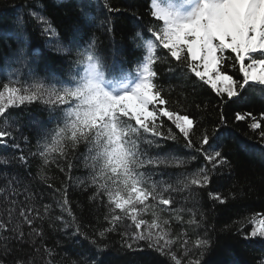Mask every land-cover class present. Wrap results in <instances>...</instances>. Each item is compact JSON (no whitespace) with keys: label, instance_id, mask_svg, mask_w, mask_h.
<instances>
[{"label":"trees","instance_id":"obj_1","mask_svg":"<svg viewBox=\"0 0 264 264\" xmlns=\"http://www.w3.org/2000/svg\"><path fill=\"white\" fill-rule=\"evenodd\" d=\"M149 1L106 0V11L82 3L75 6L70 1L0 0V35L6 34L9 41L19 39L25 45L21 53L9 51L0 56V90L5 83L31 87L43 77L49 79L51 87L55 83L53 75H60L57 67L69 73L68 64L75 65V57L67 51H81L93 38L109 64L129 62L130 57L139 55L141 41L150 37L149 28L160 27L151 15ZM48 25L52 31H45ZM233 54L225 51L221 68L234 80L242 81ZM155 56L153 70L157 75L153 82L161 98L167 101L155 107L188 114L199 125H193V140L207 131L211 147L204 145V148L209 152L220 151L228 161L227 165L213 169L202 153L185 147L186 141L171 121L166 117L157 120L162 125L161 131L167 133L172 129L177 136L176 140L149 136L159 143L145 145L153 158L169 161L150 166V182L156 183L172 200L167 206L151 198L149 201L161 219L168 220L163 226L167 236L159 242L164 254L149 247L148 241H136L132 248L127 246L131 241L126 242L125 234L133 235L137 231L135 225L127 216L115 225L109 223L107 201L92 199L94 190L88 183V169L82 155L73 161L75 166L70 170L59 154H54L57 159L49 164L43 163L40 152L46 138L23 126L27 118L43 120L42 116L47 115L44 122L48 121L49 107L37 101L10 107L0 116V131L10 133L0 140V222L6 225L0 230V261L4 264H92L94 260L98 264H175L173 255L181 264L197 259L201 264H259L264 259V239L244 238L252 231L254 217L257 221L264 219V140L259 130L249 127L251 116L235 120L237 112H250L258 121L261 119L264 87L246 86L247 91L241 97L233 98L235 102L228 101L226 95L218 97L195 77L186 61H176L159 45ZM3 58L6 60L2 61ZM42 69L47 73L45 76ZM221 112L226 114L227 126L213 136ZM20 132L25 135L22 139L18 136ZM11 146L16 149L11 150ZM37 146L39 153L34 158ZM199 146L197 143L196 147ZM13 151L16 154L3 163ZM84 151L83 147L79 149L81 154ZM61 167L65 170L61 171ZM202 171L209 175L208 184L191 185V178ZM16 189L21 195L17 198L13 194L17 193ZM215 195L224 202L212 199ZM10 197L20 207L18 211L10 205ZM21 210L28 212L31 224L20 216ZM57 216L62 219L57 220ZM140 219L145 221L142 231L151 223L153 210L142 213ZM17 224L23 240L16 238ZM77 226L82 234L76 233ZM113 227L104 237L99 235L100 231ZM198 239H207L208 247L198 248ZM92 240L98 243L94 245Z\"/></svg>","mask_w":264,"mask_h":264},{"label":"snow or ice","instance_id":"obj_2","mask_svg":"<svg viewBox=\"0 0 264 264\" xmlns=\"http://www.w3.org/2000/svg\"><path fill=\"white\" fill-rule=\"evenodd\" d=\"M153 7L152 15L162 21L163 26L149 28L150 36L154 39H146L148 55L137 75L107 78L103 58L93 38L86 48L78 50L77 68L67 84L49 87L35 82L31 87H17L5 83L0 90V116L13 106L37 101L48 106L49 111L55 114V127L45 133L46 139L40 152L43 163L49 164L50 160L57 159L54 154H59L70 170L75 166L73 161L79 160L82 155L84 167L88 169V183L94 190L92 199L107 201L111 215L109 223L115 225L123 216H127L135 225L137 231L133 235L125 234L126 242L131 241L127 246L132 248L136 241H148L149 247H155L164 254L159 242L167 236L163 226L168 224V220L161 219L155 205L149 201L151 198V201L167 206L172 200L164 195L156 183L150 182V166L169 161L167 158H153L145 145L159 143L149 136L164 140H176L177 136L172 129L167 133L161 131L162 125L157 120L166 117L171 121L186 141L185 147L202 153L213 169L227 165L228 161L220 151L209 152L204 148L211 139L207 131L198 140H193V125L197 122L190 119L188 114L155 107L167 103L153 82L157 75L153 70L155 51L159 45L168 50L176 61H186L187 68L195 77L208 85L218 97L226 95L228 101L241 97L242 92L253 85L264 87V58L251 56L257 52L264 56V0H162L160 5ZM45 31H52L51 26L48 25ZM225 50L235 54L242 81L234 80L222 70ZM248 116L252 118L249 127L259 130L260 138L264 140V116L258 121L250 112H237L235 120L242 121ZM226 126V114L221 112L213 136ZM7 135L10 133L0 131V137ZM197 143L199 147H196ZM81 147L85 149L82 154L79 152ZM64 170L61 167V171ZM208 182L209 175L203 171L190 180L191 185L201 187ZM212 199L224 202L219 195L212 196ZM12 203L15 204V201ZM67 204L65 199L64 206ZM150 209L153 210V219L141 231L145 221L140 216ZM19 214L25 222L32 223L28 212L21 210ZM68 215L71 216L70 210ZM56 219L61 220L62 217L57 216ZM252 224V231L244 238L264 239V219L257 221L254 217ZM68 226L66 223L65 227ZM5 228V223L0 222V230ZM19 228L17 224L15 231L19 232ZM113 230L114 227L105 229L99 235L104 237L106 232ZM76 233L82 234L79 226ZM16 238L23 240V233L19 232ZM91 243L95 245L98 242L92 240ZM208 245L207 239L196 241L198 248L206 249ZM98 251L103 249L98 248ZM171 259L175 264H181L174 255ZM0 264L4 262L0 261ZM92 264L98 262L94 260ZM188 264L201 262L199 259L190 260ZM259 264H264V259Z\"/></svg>","mask_w":264,"mask_h":264},{"label":"bare ground","instance_id":"obj_3","mask_svg":"<svg viewBox=\"0 0 264 264\" xmlns=\"http://www.w3.org/2000/svg\"><path fill=\"white\" fill-rule=\"evenodd\" d=\"M24 16L23 15H21V18H23ZM0 42H1V47H2V49H1V51H0V56L1 57H4L5 55H4V53H8L9 51H14L15 53H21V52H23V50H24V48H25V45H24V43L21 41V40H19V39H14V40H12V41H9V38L7 37V35L6 34H2V35H0ZM75 50H77V48L75 49ZM14 52H10V53H13L14 54ZM6 60V58H3L2 59V61H5ZM40 61V60H39ZM58 68V70H59V74L60 75H67V73L63 70V69H61L60 67H57ZM41 72H43L42 73V75H44L45 73H46V71H44L43 69L41 70ZM47 74V73H46ZM45 76V75H44ZM46 116L47 115H45V116H42V119L43 120H41L40 118H31V119H29V118H27L24 122H23V126L25 127V128H27L28 130L27 131H29V128L30 127H32L34 124H40V123H42V122H44V120L46 119ZM48 120H50V119H48ZM18 136L19 137H21V139H22V136L23 137H25V135L23 134V132H20V134H18ZM10 149L11 150H15L16 149V147L15 146H11L10 147ZM37 151H36V153L33 155V157L34 158H36V157H38V153H39V146H37V149H36ZM16 154V151H13L12 153H10L9 155H8V157H7V159L5 160H2V162L4 163L5 161H7V160H9L10 158H11V156H14ZM182 155V154H181ZM176 157L177 158H179L180 159V154H176ZM16 182V181H15ZM20 186V185H19ZM17 190V193H13L14 195H15V197L17 198V195L19 194V196H21L20 195V193H19V190L18 189H16ZM13 192H15V191H13ZM20 198L21 197H18V200H20ZM8 200L9 201H11L12 202V197H10V198H8ZM10 202V203H11ZM11 206H13L14 208H15V210H19L20 209V207H18V204L17 203H15V204H13V203H11L10 204ZM16 206V207H15ZM13 207H12V210H13Z\"/></svg>","mask_w":264,"mask_h":264},{"label":"rangeland","instance_id":"obj_4","mask_svg":"<svg viewBox=\"0 0 264 264\" xmlns=\"http://www.w3.org/2000/svg\"><path fill=\"white\" fill-rule=\"evenodd\" d=\"M257 53H259V52H257ZM254 54H256V53H252L251 56L253 57ZM253 58H254V57H253ZM201 70H202V69H201ZM36 125H37V128H36V129H37V131H38L39 134H40V132L42 131V130H41V127L39 126V124H36Z\"/></svg>","mask_w":264,"mask_h":264}]
</instances>
